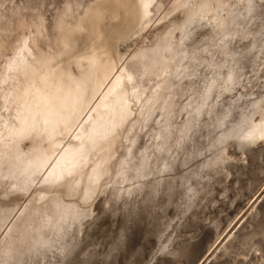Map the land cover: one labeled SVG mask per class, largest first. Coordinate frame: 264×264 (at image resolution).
<instances>
[{"label":"rangeland","instance_id":"rangeland-1","mask_svg":"<svg viewBox=\"0 0 264 264\" xmlns=\"http://www.w3.org/2000/svg\"><path fill=\"white\" fill-rule=\"evenodd\" d=\"M183 1L155 0L143 20L137 0H0V70L24 42L32 50L31 62L65 55L63 67L77 75L74 58L94 50L111 51L117 67L136 70L134 63L169 36L181 42L185 57L181 80L174 74L165 79L175 84L163 112L159 107L168 91L159 88L167 84L158 79L157 110L144 123L135 125L133 118L121 128L107 150L113 155L111 173L88 200L77 202L84 211L77 223L62 239L49 235L51 243L22 264H264V137H246L264 120V0H257L261 15L253 21L240 17L239 25H228L227 11L220 13L221 21L212 12L189 17V5L197 0L181 6ZM224 1L227 8L247 6ZM186 27L193 32L181 39ZM220 60L223 66L217 67ZM238 60L245 62L242 68L235 65ZM232 70L236 86L221 79ZM213 84L216 90L206 92ZM139 108L133 111L139 114ZM142 124L148 125L127 149ZM30 145L27 139L23 147ZM138 148L134 162L149 160L151 166L145 176L122 182L117 166ZM31 195L0 197V204H23Z\"/></svg>","mask_w":264,"mask_h":264},{"label":"bare ground","instance_id":"bare-ground-1","mask_svg":"<svg viewBox=\"0 0 264 264\" xmlns=\"http://www.w3.org/2000/svg\"><path fill=\"white\" fill-rule=\"evenodd\" d=\"M154 1L137 0L143 20L149 19ZM186 4L185 0L181 6ZM238 4L247 6L240 9L236 6L238 9H234L225 7L224 0H197L189 5V17H206L208 12H212L215 20L219 21L220 13L227 11L230 16L228 25L232 22L239 25L242 19L253 21L263 12H258L260 6L257 0H237ZM239 18L241 21H237ZM186 29L181 39L193 32L192 28L191 31L188 27ZM167 40L151 51L144 61L134 63L136 70L126 64L117 67L111 51L94 50L89 57L74 58L79 70L77 75L63 67L65 55L55 60L31 62L33 53L26 42H22L14 56L5 63L0 70V187L5 185L6 189L2 187L5 190L0 191V197L7 200L31 194L32 197L26 203L14 206L0 204V233L3 236L0 241V264H22L27 259L32 260L51 243L49 235L62 239L60 235L73 228L74 221L79 219L81 209L77 202L88 200L101 179L111 173L113 155H109L107 150L115 145L124 124L133 118L136 119L135 125L147 121L157 110V102L162 99V93H158L167 90L159 107L163 112L166 100L173 93L171 86L175 84L173 80L166 82L165 79L169 74L179 77L186 72L181 42L173 43L170 36ZM262 41L264 39L261 38ZM223 43L228 46L227 41ZM74 51H68L66 61L69 62ZM242 60L234 61L235 65L242 68L245 64ZM221 61L216 64L217 67L220 64L223 66ZM155 62L158 64L152 67ZM233 75L232 70L227 77L226 74L222 75L221 79L225 77L228 83L236 86ZM191 76L193 73L188 74V77ZM158 79L167 84L165 88H159L161 91L157 89ZM214 84L206 92L210 93L213 88L216 90ZM225 88L229 90V84L226 83ZM137 105L141 108L139 114L133 111ZM163 115L166 117V113ZM262 121L259 125H253L254 128L246 133L247 138L264 137ZM164 122L165 119L160 124ZM147 125L138 126L134 138L128 139L131 144L127 149L133 148ZM167 127V124L163 126L164 133ZM27 139L31 140V147L25 149L23 144ZM139 149L135 153L127 151L129 158L118 164L116 173L120 174L117 176L121 177L122 182L139 179L150 168L149 160L145 164L134 162ZM144 156L145 153H142V158ZM65 197L76 201L65 200Z\"/></svg>","mask_w":264,"mask_h":264}]
</instances>
